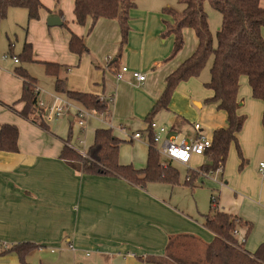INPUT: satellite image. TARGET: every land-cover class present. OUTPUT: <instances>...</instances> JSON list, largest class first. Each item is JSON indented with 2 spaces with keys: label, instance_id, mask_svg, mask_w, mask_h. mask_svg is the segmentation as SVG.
I'll list each match as a JSON object with an SVG mask.
<instances>
[{
  "label": "crops",
  "instance_id": "0c3cea01",
  "mask_svg": "<svg viewBox=\"0 0 264 264\" xmlns=\"http://www.w3.org/2000/svg\"><path fill=\"white\" fill-rule=\"evenodd\" d=\"M41 2L44 9L40 18L30 22L26 10L10 9L1 24L0 35L3 31L7 35L12 32L13 24H19L21 28L28 26L27 42L32 44L34 51L31 68L35 64L44 66V62L59 64L62 66L59 78H66L70 91L89 93L106 100L111 115L105 118L86 110L88 116L80 126L72 109L66 114L71 135L59 137L53 119H46L55 103L44 105L39 100L48 131L19 115L24 107V103L19 102L23 80L15 74V69L21 63L13 62V66L4 70L0 68V127L14 125L19 131L18 152L0 151V264H23L13 252H3L24 242L41 246L35 256L40 264L58 261L78 264L79 258L89 259L91 253L93 257L89 264H163L160 260L167 258L174 240L171 248L174 255L191 261L205 260L206 251L215 237L204 225L211 200L208 212L200 221L189 213V207L180 208L179 203H172L175 194L172 184L148 182L139 186L120 175L84 174L60 158L65 144L86 154L94 142L96 130L111 128L122 141L120 164L145 169L151 139L150 120L172 132H181L163 123L170 120L163 111L173 110L175 122L182 129H190L183 130L184 134L193 135L195 123L187 120L202 116L193 110L191 103L201 108L200 102L213 96L211 90V93L205 92L201 84L195 82L196 78L178 85L168 109L151 114L164 91L166 78L196 51L198 38L195 31L191 28L182 30L184 46L170 58L175 38L163 36L167 16L163 15L165 5L160 2L137 0L136 7L130 11V32L123 48L117 19L100 18L90 30L91 18L84 26L76 22L74 0ZM59 10L63 18L58 15ZM53 16L60 17L67 27L63 24L48 26V18ZM72 33L85 40L89 53L79 57L69 50ZM262 34L264 37V29ZM110 61H117L116 66L106 69ZM30 66L25 68L36 78ZM133 72L145 75V81L136 80ZM55 95L57 99L82 108L64 95L56 92ZM238 101V113L246 116L238 134L243 160L232 151L223 168L216 171L221 173V181L213 173L209 174L211 181L217 183V187L213 183L210 187L219 190V196L211 194V198H217L220 211L241 220L243 224L237 229L236 239L240 244L245 240V249L254 253L264 243V178L259 176L257 169L264 161V102L253 97L247 77L240 79ZM74 124L78 132L86 133L76 139L83 148L70 143ZM137 132L142 134L139 140L134 139ZM232 145L236 148L234 143ZM160 159L162 166L161 156ZM207 161L206 156H194L185 180L189 171H198ZM174 165L182 164L171 163L169 166ZM209 175L197 178L190 186L203 184L204 180L210 179ZM163 184L170 186L163 188L160 186ZM28 263L35 264V259ZM28 263L26 259L24 264Z\"/></svg>",
  "mask_w": 264,
  "mask_h": 264
},
{
  "label": "trees",
  "instance_id": "16d2710c",
  "mask_svg": "<svg viewBox=\"0 0 264 264\" xmlns=\"http://www.w3.org/2000/svg\"><path fill=\"white\" fill-rule=\"evenodd\" d=\"M136 3L137 0H74V14L76 22L82 26L91 18L90 30L100 18L117 19L120 24L123 48L130 32V11L136 7ZM181 3L184 6L181 13L168 7L162 10L163 15L172 20L164 22L166 30L163 35L164 37L172 35L175 38L170 58H173L184 46L182 36L184 28L195 31L198 47L191 57L166 78L164 91L151 115L159 110L168 109L178 85L198 78L212 58L210 80L205 87L212 91L213 96L207 101L215 103L218 109L226 111L229 122L228 128L217 129L213 133L212 147L206 152L207 163L203 164L198 171H189L185 184L193 186L199 178V171L201 174L209 175L223 168L233 143L236 145L239 157L243 160L238 134L244 126L246 116L238 113L240 109L238 92L240 79L247 77L253 97L264 102V37L262 34L264 6L262 0H181ZM207 3L222 15V24L216 34V40L211 32L205 9ZM12 8L26 10L30 22L40 18V12L44 6L41 0H0V27ZM58 15L63 18L60 10ZM62 24L63 27H67L65 22ZM22 29L25 34L28 33V26ZM9 46L10 55L17 58L19 62H34L31 43L26 41L21 53L17 56L13 52V43L10 42ZM69 50L79 57L89 53L85 40L73 33L69 41ZM116 63L117 61H112L108 66L114 67ZM43 65L47 75L56 80L54 86L56 93L64 95L68 100L80 105L82 109L103 115L105 118L110 117L109 102L93 94L70 91L66 78H59L62 66L49 62H44ZM15 74L23 80V92L19 102L24 103V107L19 111V115L48 131L44 118L45 112L39 103L40 92L36 78L32 77L23 66L17 67ZM262 124L264 128V114ZM69 134L71 135V130ZM150 138L147 166L142 170H137L131 165L120 164L119 149L122 141L114 135L111 128L96 130L94 142L86 151V156L65 144L60 158L68 166L84 174L120 175L139 186H145L148 182L179 184L178 169L161 166L160 155L153 144L151 135ZM18 139L19 131L16 126L4 124L0 127V151L18 152ZM242 224L237 217L220 211L217 198L212 196L211 207L205 215L204 225L215 234V237L206 251L205 260L191 261L174 255L171 250L175 244L174 240L170 244L169 255L160 262L163 264H264V243L254 253H250L245 249L244 243L240 244L234 236V231ZM40 248L38 244L24 242L14 245L3 254L13 252L24 264L27 257Z\"/></svg>",
  "mask_w": 264,
  "mask_h": 264
},
{
  "label": "rangeland",
  "instance_id": "374dc122",
  "mask_svg": "<svg viewBox=\"0 0 264 264\" xmlns=\"http://www.w3.org/2000/svg\"><path fill=\"white\" fill-rule=\"evenodd\" d=\"M142 1H145V3H153V4L160 2V3L164 4L165 7L171 8V9L177 11L178 13H181L184 9V6L181 3V0H142ZM262 4L264 6V0H262ZM205 9H206V12L208 14V20H209L211 32L213 34L214 40H216V34H217L219 28L221 27V24H222V15H221V13H219L218 11L213 9L209 5V3H207L205 5ZM165 19H167L169 22L171 20L170 17H166ZM13 25L14 26H13L12 32H10L7 35L6 32L3 31L2 34L0 35V38H1V41H0V68L3 70L14 65V63H13L14 57H12L9 53V51H10L9 43L10 42L13 43V46H14L13 52H14V55L17 56V55H19V52L23 48V44L26 41H28V39H27L28 36L25 34V32L22 30V28L19 26V24L18 25L13 24ZM8 37H9V39H8ZM5 55H6V57H5ZM7 57L9 59H4ZM113 59H114V57L111 60H113ZM20 63H21L20 64L21 66L26 67L28 69H29V66L31 64V63H25V62H20ZM211 63H212V58L208 61L207 65L204 67L201 75L195 79V82H197L198 84H201L204 91L208 92V93H211V91L205 87V84L210 80ZM107 66L108 65H106V69H108ZM30 70L33 73H35L34 75L37 79L38 89H40L39 100H41L44 105L52 103V102H53L52 103V105H53L55 103V101L57 100L56 95H55L54 79L51 76L47 75L45 68L42 65H39V64L36 65L35 64L34 67L32 66V68L30 66ZM205 99L202 100V102H200L203 104V106L201 108L196 106L195 104L191 103L193 110L198 111V113H200L202 117L200 119H188L187 121L191 124L192 123H198L202 127V129L204 130L207 138L209 140H212L214 130L221 129V128L222 129L228 128V126H229L228 115H227L226 111L218 109V107L215 103L206 101ZM62 101L67 102V100H62ZM163 112H164L165 116H167V119H170V120H166L163 123H166L167 125H169L170 127H172L173 129H175L177 131L181 130L180 135L186 136L185 135L186 133L184 134L183 130H190V129H186V128L182 129L181 125H179L177 122H175L174 114L172 113L174 111L172 110V111H163ZM218 115H219V117L216 120V116H218ZM220 116H221V118H220ZM52 123L55 127L58 128L57 129L58 131L57 130L56 131H57V135H59V137H64L65 135H67L69 133V130H68L69 121H68L67 115H64L62 118H59L58 120L53 119ZM75 128H76V125L74 126L73 138L70 140L71 141L70 143L73 144L74 146L78 145L79 147L83 148L82 145H79V143L77 142L78 140L76 141V139L78 137H80V135L82 137H84V135L86 136V133L84 131L82 133H80L81 131L78 132ZM61 129H63V130H61ZM58 132L63 133V134H59ZM90 135H91V133L88 135V139H90ZM88 143H91V141H89ZM146 143H148V142H146ZM129 146L131 147L132 144H130ZM232 151H235L238 159L241 160L237 154V150L234 147V145H232L230 147L229 154ZM229 154H228V156H229ZM193 162H195V160H193ZM192 163H190L188 165H174L179 170L180 176H179V185H174V188H173L175 191V194H174V199H173L172 203L173 204L179 203L180 208L184 207L186 209V207H189V209L191 210L189 213L193 214L194 217H196L197 219H199L201 221V220H203L202 216L204 214H206L209 210L211 194H214V195L216 194V196H219V190H218V188L216 190H213V188L210 187V184H212V183L215 185V187H217V183L211 181L212 178L210 177V175L208 176L210 179L204 180L203 184L198 183L195 187H192L190 185H186L184 182L185 177H186V174H187ZM241 164H242V162H241ZM193 171H195V170H193ZM258 172H259V170H258ZM198 174H199V178L204 176V174H201L200 171L198 172ZM213 174L216 177V179L221 181V176H220L221 173L213 172ZM258 174L260 177H262L260 172ZM157 184H162V183H157ZM160 186H163V188H169L170 185L168 186V184H166V185L163 184ZM31 254L32 255L27 257V263L30 260L35 259V264H40V261L35 257V256H37L38 253L35 251ZM66 255L68 256L67 252H66ZM91 257H93L92 253L90 254L89 259L83 260V258H79L77 260V263L78 264H89L88 262L91 259ZM58 263L59 264H71L70 262H59V261L56 262L55 264H58Z\"/></svg>",
  "mask_w": 264,
  "mask_h": 264
},
{
  "label": "built area",
  "instance_id": "2783aa9c",
  "mask_svg": "<svg viewBox=\"0 0 264 264\" xmlns=\"http://www.w3.org/2000/svg\"><path fill=\"white\" fill-rule=\"evenodd\" d=\"M14 62L18 63L19 60L14 58ZM122 70L127 71V68H123ZM133 77L139 82H143L146 79V76L139 72H133ZM72 109L75 110L74 114L78 124L83 126L88 112L85 109L74 107L60 99H57L55 105L51 107L50 113L47 115L46 119L61 118L66 114L68 115ZM148 129L149 133H151L153 144L156 145L157 152L163 159L162 166L165 168L171 163L188 165L194 156H206V152L212 147V140L207 138L206 134L203 133L202 127L198 123L193 125L194 134L191 136H181L154 121L148 124ZM141 138V132H137L134 135V139L136 140ZM83 156H86V154L84 153ZM221 169L222 168L219 170ZM258 170L264 178V161L259 163ZM233 234L237 236L238 230H235ZM244 242L245 240L242 241V243ZM0 247H2L1 243Z\"/></svg>",
  "mask_w": 264,
  "mask_h": 264
},
{
  "label": "water",
  "instance_id": "95a60500",
  "mask_svg": "<svg viewBox=\"0 0 264 264\" xmlns=\"http://www.w3.org/2000/svg\"><path fill=\"white\" fill-rule=\"evenodd\" d=\"M47 24L50 27L61 26L62 25V20H61L60 17H57V16L49 17L48 21H47Z\"/></svg>",
  "mask_w": 264,
  "mask_h": 264
}]
</instances>
